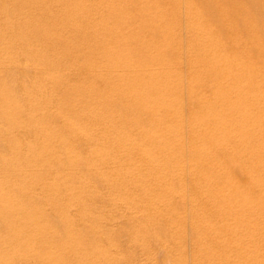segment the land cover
I'll return each instance as SVG.
<instances>
[{
    "label": "bare ground",
    "instance_id": "bare-ground-1",
    "mask_svg": "<svg viewBox=\"0 0 264 264\" xmlns=\"http://www.w3.org/2000/svg\"><path fill=\"white\" fill-rule=\"evenodd\" d=\"M216 25L196 0H0V112L23 137L9 143L31 152L34 200L30 217L17 207L27 224L14 226L13 257L159 259L156 247L172 264H264V46ZM97 177L117 207L149 226L161 215L164 231L132 222L127 255L97 233L58 234L52 215L90 212Z\"/></svg>",
    "mask_w": 264,
    "mask_h": 264
},
{
    "label": "rangeland",
    "instance_id": "rangeland-1",
    "mask_svg": "<svg viewBox=\"0 0 264 264\" xmlns=\"http://www.w3.org/2000/svg\"><path fill=\"white\" fill-rule=\"evenodd\" d=\"M213 1V2H212ZM224 1V2H223ZM241 1V2H240ZM255 1V3H256V1H257V3H260V4H255L254 2H253V0H252V2H250V0H222V1H220V0H196V2L203 8V10H204V12H206L208 15H210V16H212L213 14L215 15V17H216V19H217V25H216V28L217 29H220L221 30V32H222V34H224L225 33V35L227 36V38L230 40V39H232V38H229V34L231 35V37H232V35H233V37L235 36H238V33L239 32H243L244 34H246L247 35V40H249V39H251V40H249V44H251V46H249V47H251V49H253L254 48V45L255 44H257V42H262V45L264 46V43H263V40H264V0L262 1V0H254ZM259 1V2H258ZM219 2V3H218ZM220 2H221V4H220ZM225 2H227V4L225 3ZM237 2H238V4H237ZM248 3V4H247ZM253 4L252 6H253V8H251L250 9V6L251 5H249V4ZM261 3H262V5H261ZM229 4H230V6H229ZM232 4V5H231ZM255 4V5H254ZM204 5H206V6H204ZM219 5H221V6H219L220 8H218V6ZM227 7H226V6ZM236 5H237V7H236ZM238 5H242L241 7L239 6L238 7ZM243 5L248 9H246L245 7H243ZM235 6V8H233ZM251 6V7H252ZM256 8H255V7ZM223 7L224 8H226V9H229L230 7L231 8H233V9H231V10H227V12L225 11L226 9H223ZM243 7V8H242ZM259 7H261V8H259ZM223 9V10H222ZM239 9V10H238ZM244 9V10H243ZM253 9V10H252ZM221 11H223V14H225L226 16H225V18L224 17H222V15H220L221 14ZM231 11H233V12H231ZM239 11V12H238ZM240 11L242 12V16H241V14H240ZM248 11V12H247ZM220 12V13H219ZM231 12V13H230ZM226 13H228V15H229V17H231V18H229L228 17V15L226 14ZM230 13V14H229ZM235 13V14H234ZM246 13V14H245ZM231 14H233V16L231 15ZM231 15V16H230ZM247 15H249V17H246ZM259 15H261V16H259ZM224 16V15H223ZM238 18H237V17ZM227 17V18H226ZM235 17V19H233ZM245 17H246V20L247 19H249V20H247L248 22H245L246 20H245ZM252 17H253V19H252ZM230 19V20H229ZM252 19V20H251ZM225 20V21H224ZM239 20V21H238ZM225 22V24H224V22ZM228 21V22H227ZM230 21V22H229ZM241 21V22H240ZM236 22V23H235ZM237 22H239V24H237ZM227 23V24H226ZM230 23V24H229ZM249 23V24H248ZM229 24V25H228ZM233 24V25H232ZM237 24V25H236ZM248 24V25H247ZM256 24H257V26H256ZM227 25V26H226ZM232 25V26H231ZM238 25H240V26H238ZM247 25V26H246ZM228 26H230V27H228ZM244 26V27H243ZM253 26V27H252ZM233 29H232V28ZM235 27V28H234ZM240 27V28H239ZM246 27H248V28H246ZM227 28H229L230 29V31L232 32V33H230V31L228 32V30L229 29H227ZM232 29V30H231ZM236 29V32H237V34H236V32L234 31ZM244 29H245V31H244ZM248 29V30H247ZM238 30V31H237ZM243 30V31H242ZM261 30V31H260ZM233 31H234V34H236V35H234L233 34ZM248 31H249V33H248ZM252 31V32H251ZM259 31H260V33H259ZM259 33V34H258ZM250 35H252V37L250 36ZM260 35V36H259ZM262 35V36H261ZM237 38V37H236ZM235 38H233V40H234ZM252 39H254V40H252ZM256 39V40H255ZM232 41V40H231ZM235 41V40H234ZM31 70H30V68L27 70V73L28 72H30ZM29 74V73H28ZM54 120H56L55 118H54ZM3 122V123H2ZM4 123H5V121H4V119L1 117V112H0V141H4V143L5 144H3V143H1L0 142V162H1V168H0V172H2V174H0V176H3V177H0V181L1 182H3V183H1L0 182V186H1V189H0V206L2 205L3 206V204H1V203H4V205H6V206H4V207H0V239L1 240H4V241H1L0 242V244H2L1 245V247H0V264H38L36 261H28V260H26V259H20V257H17V256H19V255H17V256H15V257H13L14 255L13 254H11V253H14L16 250H15V248L14 247H16V246H13V243H14V245H16V241H17V238H18V234L20 233V232H18V230L20 229V228H17L16 229V227H18V226H20L21 224L20 223H18V225H17V221L18 222H25L26 224H27V222L25 221V219H24V215H22L21 213H22V208H27V217H30V215H31V212H33V204H34V200H33V198L31 199V197H29L30 195V192L28 191L29 190V188H30V185L31 184H29V182H30V180H29V178L27 177V176H29V174L27 173L28 172V170L25 168V167H28V164H30V155L31 154H27V153H31V152H28V151H30L28 148V150L26 151L25 149L26 148H24V146H22L23 145V143L22 144H16V146H15V144H14V146H13V144L12 143H9V141L10 140H13V139H15V138H19V137H22L21 135H19V137L15 134V135H13V133H11V132H9V131H7L5 128H3L4 127ZM3 124V125H2ZM6 127V126H5ZM4 130V131H3ZM2 131V132H1ZM8 135H10V136H8ZM34 135H38L37 133L36 134H33V136ZM4 136V137H3ZM13 136V137H12ZM15 136V137H14ZM17 136V137H16ZM24 136V138H26L27 136L26 135H23ZM36 137V139H37V136H35ZM35 137L34 138H31V139H35ZM5 138V139H4ZM9 138V139H8ZM11 138V139H10ZM23 138V137H22ZM22 138H20V139H22ZM8 139V140H7ZM7 140V141H6ZM8 142V143H7ZM8 144V147L6 146ZM22 146L21 148H20V146ZM37 145L39 146L40 144H38V141H37ZM3 146V147H2ZM41 146V145H40ZM8 148V149H6V148ZM10 147H11V149H10ZM13 147V148H12ZM14 148L15 149H17L16 151L14 150ZM22 148H24V149H22ZM5 149V150H4ZM10 149V150H9ZM22 149V150H21ZM2 150L4 151V152H2ZM6 150H8L7 152H5ZM13 150V151H12ZM23 152V153H21L20 154V152ZM25 150V151H24ZM2 152V153H1ZM18 154V156H17V154ZM27 152V153H26ZM3 153H5V156H4V154ZM6 154H10V155H6ZM13 154V155H12ZM22 154H26L25 156L24 155H22ZM14 155H16V158H14ZM23 157H22V156ZM7 156V157H6ZM11 156V157H10ZM5 157H6V160H8L9 162H10V160H11V162L9 163L8 161L7 162H5V163H3L4 161H6V160H4L5 159ZM21 160H20V159ZM27 158H29L28 160H26ZM14 159H16V160H13ZM3 160V161H2ZM19 160V161H18ZM24 160V161H23ZM15 161L17 162V164H15ZM23 162V163H20V162ZM27 161V162H26ZM29 161V162H28ZM3 163V164H2ZM19 163V164H18ZM5 164V165H4ZM12 164H14L13 166H12ZM21 164L23 165V164H27V165H23L22 167H20L21 166ZM17 167H16V166ZM2 166L3 167H5V168H2ZM9 166H10V168H9ZM25 166V167H24ZM13 167H15V168H13ZM24 167V168H23ZM16 168H17V172H14V171H16ZM23 168V169H22ZM5 169V170H4ZM3 170V171H2ZM8 170V171H7ZM10 170V171H9ZM14 172H12V171ZM20 170V171H19ZM21 170H23V171H21ZM25 170V171H24ZM4 172H5V174H4ZM9 172H10V174H9ZM23 172V173H22ZM13 173V174H12ZM19 173H21V174H19ZM16 176H15V175ZM28 174V175H27ZM18 175H19V177H18ZM22 177H21V176ZM24 175H26V176H24ZM9 178H8V177ZM11 176V177H10ZM14 177V178H13ZM25 177H26V181H25ZM5 178V179H4ZM7 178H8V180H7ZM10 178H12V180L10 179ZM24 178V179H23ZM15 179V180H14ZM23 179V180H22ZM99 179V180H98ZM5 180V181H4ZM14 180V181H13ZM29 180V181H28ZM10 181L13 183V184H11L10 183ZM18 182V183H16L17 185L16 186H11V185H15V182ZM22 181V182H21ZM79 181H81V182H78V184L77 185H79V187H82V188H80L81 190L83 189V188H85V191L89 194V187L90 188H93V186L91 185L92 184V181H91V183H89L88 181H85L84 182V180H82V179H79ZM99 181H101L100 180V178H96L94 181H93V185L94 184H96L95 185V187L98 189V187H99V193H98V195H97V198L96 199H98V202H97V200L95 199V197H92V199L89 201V199H87V201H89V202H91V203H94L95 205H94V208H92V210L91 211H93V212H87V213H80V212H77V211H75L74 212V210H68V212L67 213H65V214H62L61 216L59 215V216H54V215H52V217L55 219V221H54V224H53V228L55 227V229L54 230H56L57 231V233L58 234H60L61 236H62V233H59V232H61V231H63V235H65V233H66V231H67V229L68 230H75V231H77L78 233H80V234H87L88 232H90L91 234H93V236L95 235L96 236V233H97V236L99 237V235H101V236H103V237H106V238H108L109 240H112V241H116L117 243H119L120 244V249H121V251H122V253L123 254H126L127 255V253H129V250H132L134 247L133 246H131V245H133V241H131V239H130V229H131V223L133 222L134 224H138V225H141V226H143L144 225V227H148L149 228V233H155V232H162V231H164V229H163V226H161V225H159L157 222H159L158 220H159V218L161 217V215H156L155 216V220L156 221H153L152 222V224H151V226H149L148 225V220H144L143 219V217L141 216V215H138V214H134V213H130V212H128V209L125 207V206H123V207H117L118 206V203L117 202H113L111 199H110V196H109V198H108V191H107V189L106 188H104V186H103V184H101V182H99ZM9 182V183H8ZM26 182H28V183H26ZM96 182V183H95ZM19 183H21V184H19ZM25 183V184H24ZM31 183V182H30ZM80 183H82V184H80ZM87 183H89V184H87ZM3 184V185H2ZM4 184H6V185H4ZM10 184V185H9ZM24 186H23V185ZM85 184V185H84ZM99 184H100V186H99ZM22 185V186H21ZM82 185V186H81ZM89 185V186H88ZM98 185V186H97ZM2 186H4V187H10V188H12V189H10V192H9V190H7L8 191V193H7V191H5L7 188H4V187H2ZM25 186H29V187H27L28 188V190H27V188L25 187ZM86 186H87V188H86ZM92 186V187H91ZM102 186V187H101ZM117 186V185H116ZM95 187H94V189H95ZM5 189V190H2V189ZM19 188H20V190L21 191H19ZM24 188H26V189H24ZM101 188V189H100ZM103 188H104V190H103ZM117 188V187H116ZM16 191H14V190ZM106 189V190H105ZM1 190H2V192H1ZM97 190V191H98ZM4 191V192H3ZM13 191V192H12ZM28 192V193H26V192ZM102 191V192H101ZM107 191V193H105ZM17 192H19V193H17ZM101 192V193H100ZM4 193V194H3ZM11 193H13V196H11L10 194ZM15 193H16V197L14 196L15 195ZM21 193H22V195H21ZM24 193V194H23ZM102 193H104L103 195L104 196H106V197H104L103 195H102ZM20 194V195H19ZM26 194V195H25ZM101 194V195H100ZM6 195H9V196H7V198L6 197H4V196H6ZM25 196V197H24ZM102 196V197H101ZM3 197V198H2ZM9 197H12V198H14L13 200H11L12 198H9ZM19 197H21V199H19ZM22 197H24V198H22ZM28 197H29V200H28ZM103 197H104V199H103ZM18 198V199H17ZM27 200H26V199ZM8 199V200H7ZM23 199H25V200H23ZM94 199L96 200V201H94ZM100 199V200H99ZM17 200V203H15L16 205H14V203L13 202H15ZM19 200V201H18ZM21 200H23V201H21ZM31 200H32V202H33V204H32V202H31ZM4 201V202H3ZM6 201V202H5ZM8 201V202H7ZM20 201H21V203H20ZM25 201H26V203H28L27 205H29V206H31V207H28L27 205H24V203H25ZM7 203V204H6ZM11 203V204H10ZM18 203H19V205H18ZM25 203V204H26ZM30 203V204H29ZM99 205H98V204ZM8 204H10V205H13V207L12 206H10V205H8ZM109 204V205H108ZM21 205H23V207L21 208ZM8 206H10L11 208H9ZM16 206V207H15ZM17 207H20L21 208V210H20V208L17 210ZM13 208V209H12ZM16 208V209H15ZM29 208V209H28ZM32 209V211H31V209ZM11 209V213L12 214H14V215H12L13 217L15 216V214L16 213H14V211L15 212H17V218L15 219V217L14 218H12V216L10 215V210ZM15 209V210H14ZM95 209V210H94ZM124 209V210H123ZM4 210V211H3ZM17 210V211H16ZM20 210V211H19ZM6 211V213H4ZM19 211V212H18ZM29 211V212H28ZM96 211V212H95ZM21 212V213H20ZM70 212V213H69ZM98 212V213H97ZM18 213H20L21 214V217H23V218H21L20 216H18L19 214ZM76 213V214H75ZM6 214V215H5ZM24 214V213H23ZM69 214V215H68ZM80 214V215H79ZM89 214L91 215L90 217H89ZM29 215V216H28ZM68 215V216H67ZM86 215V216H85ZM26 216H25V218H26ZM80 216H83V217H80ZM8 217H10L9 219H14V220H10L9 221V219H8ZM20 217V218H19ZM92 217V218H91ZM141 217V218H140ZM66 218V219H65ZM70 218H72V220H74V221H72ZM81 218V219H80ZM3 219V220H2ZM8 219V220H7ZM19 219H20V221H19ZM63 219V220H62ZM88 219V220H87ZM94 219H96V220H94ZM137 219V220H136ZM67 220H71L72 222L70 223V222H68ZM5 221H8V222H6L5 223ZM13 221V222H12ZM14 221L16 222V224H14L13 225V223H14ZM61 221H63V222H61ZM65 221V222H64ZM81 221V222H80ZM88 221V222H87ZM10 222V223H9ZM94 222V223H93ZM56 223V224H55ZM71 225H70V224ZM147 223V224H146ZM20 224V225H19ZM25 224V225H26ZM69 224V225H68ZM75 224V225H74ZM87 224V225H86ZM88 224L89 225H95L96 226V229H91L90 231H89V229H88ZM158 224V225H157ZM16 225V227H14ZM57 226H58V229H56L57 228ZM64 226V227H63ZM72 226H74V228L72 227ZM13 228H15L14 229V231H13ZM67 228V229H66ZM159 228V229H158ZM2 229V230H1ZM12 229V230H11ZM8 230V231H7ZM59 230V231H58ZM61 230V231H60ZM79 230V231H78ZM2 231V232H1ZM12 231V232H11ZM16 231V232H15ZM15 232V233H14ZM4 233H5V235H4ZM10 234V235H8V234ZM16 234V238H14L15 239V241H13L14 239L12 238V236H14L15 237V235H11V234ZM99 233V234H98ZM3 235V236H2ZM7 235L10 237V239H12L11 241H13L12 243H9V241H8V238L9 237H7ZM4 236H6V237H4ZM4 238H6V240L4 239ZM97 238V237H96ZM9 239V240H10ZM6 241H7V244H12V245H7L6 244ZM129 241H130V244H129ZM128 242V243H127ZM4 244V245H3ZM6 245H7V247H6ZM9 246V247H8ZM13 246V247H12ZM131 246V247H130ZM3 247V248H2ZM5 247V248H4ZM129 247V248H128ZM155 247V246H154ZM7 248L9 249V250H7ZM10 248H13V250L11 249V251H10ZM4 249H6V250H4ZM155 250H157V251H155L156 252V254L158 255V258L160 259H145V257H146V253H142V251L141 250H138L139 252V254L137 253L136 254V259H104V261H103V259H80V261L77 263V264H88V262L87 261H89V262H92V261H94V262H98L97 264H102L103 262H108V264H154V263H156V264H163V262H165L164 264H172V262H171V260L172 259H162L161 260V254H160V251H158V248H154ZM15 250V251H14ZM1 251H3V252H1ZM13 251V252H12ZM6 252V253H5ZM11 255V259H13V260H15V261H13V260H11V259H8V260H5V255H8V253ZM127 252V253H126ZM1 253H2V255H1ZM144 256H143V255ZM10 255H9V257H10ZM13 255V256H12ZM3 258H4V261H1V260H3ZM15 258V259H14ZM139 259V260H138ZM92 260V261H91ZM132 260V261H131ZM169 260V261H168ZM85 261V262H84ZM160 261V262H159ZM4 262V263H3ZM11 262V263H10ZM82 262V263H81ZM87 262V263H86ZM102 262V263H101ZM110 262V263H109ZM167 262V263H166ZM169 262H171V263H169Z\"/></svg>",
    "mask_w": 264,
    "mask_h": 264
}]
</instances>
